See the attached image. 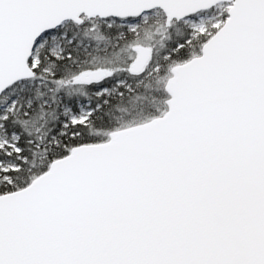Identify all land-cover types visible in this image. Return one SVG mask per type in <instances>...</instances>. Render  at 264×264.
Segmentation results:
<instances>
[{
	"label": "snow or ice",
	"instance_id": "snow-or-ice-1",
	"mask_svg": "<svg viewBox=\"0 0 264 264\" xmlns=\"http://www.w3.org/2000/svg\"><path fill=\"white\" fill-rule=\"evenodd\" d=\"M0 264H264V0H0Z\"/></svg>",
	"mask_w": 264,
	"mask_h": 264
}]
</instances>
